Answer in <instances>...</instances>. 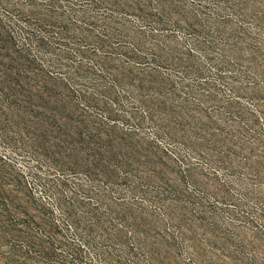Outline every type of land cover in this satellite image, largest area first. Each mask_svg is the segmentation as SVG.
Wrapping results in <instances>:
<instances>
[{"label":"rangeland","instance_id":"374dc122","mask_svg":"<svg viewBox=\"0 0 264 264\" xmlns=\"http://www.w3.org/2000/svg\"><path fill=\"white\" fill-rule=\"evenodd\" d=\"M0 264H264V0H0Z\"/></svg>","mask_w":264,"mask_h":264}]
</instances>
